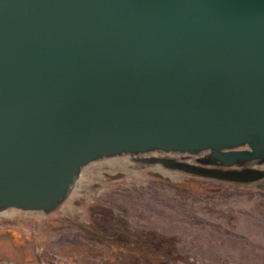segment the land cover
Returning a JSON list of instances; mask_svg holds the SVG:
<instances>
[{
    "label": "water",
    "instance_id": "1",
    "mask_svg": "<svg viewBox=\"0 0 264 264\" xmlns=\"http://www.w3.org/2000/svg\"><path fill=\"white\" fill-rule=\"evenodd\" d=\"M150 150L264 178L234 168L264 161V0H0V209L51 213L86 163Z\"/></svg>",
    "mask_w": 264,
    "mask_h": 264
},
{
    "label": "rangeland",
    "instance_id": "2",
    "mask_svg": "<svg viewBox=\"0 0 264 264\" xmlns=\"http://www.w3.org/2000/svg\"><path fill=\"white\" fill-rule=\"evenodd\" d=\"M136 158L82 167L51 213L1 214L0 264H264V178L217 180Z\"/></svg>",
    "mask_w": 264,
    "mask_h": 264
},
{
    "label": "bare ground",
    "instance_id": "3",
    "mask_svg": "<svg viewBox=\"0 0 264 264\" xmlns=\"http://www.w3.org/2000/svg\"><path fill=\"white\" fill-rule=\"evenodd\" d=\"M238 147H240V146H238ZM205 154H206V151H202V152H199V153L192 154V153H187V152H182V151L180 152V151L150 150V151H145V152H139V153H136V154L114 155V156L105 157V159L112 158V157H121V156H129V155H131L134 158L135 157H138V158L155 157V158L165 159V160H169V161H182V162H188V163L197 164L198 163L197 158L203 157V156H205ZM90 163L91 162H88L85 165H83V168L87 167ZM155 164H160V163H155ZM261 168H264L263 164H261ZM19 210L20 211H24V212H28V213H38L37 211H32V210H22V209H19V208H16V207H6V208L0 209V215L1 214H6V213H8L10 211H19Z\"/></svg>",
    "mask_w": 264,
    "mask_h": 264
}]
</instances>
